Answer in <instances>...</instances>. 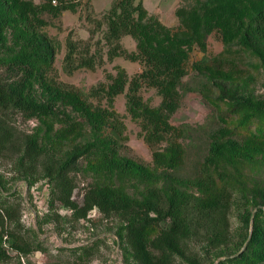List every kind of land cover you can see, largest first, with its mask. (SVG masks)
I'll use <instances>...</instances> for the list:
<instances>
[{"label":"rangeland","instance_id":"374dc122","mask_svg":"<svg viewBox=\"0 0 264 264\" xmlns=\"http://www.w3.org/2000/svg\"><path fill=\"white\" fill-rule=\"evenodd\" d=\"M20 1L27 12L23 19L19 17L21 8L0 0V76H11L5 61L29 51L37 36L43 35L54 52L51 63L42 66L46 79L79 93L92 109H105L109 117L105 129L95 130L68 98L55 102L53 116L9 115L8 124L18 144L0 152V226L12 234L0 238L6 250L0 264H138L125 240V222L118 216L92 209L85 218L76 219L68 208L51 203L53 178L42 162L47 158L58 161L79 145L111 138L119 155L144 164L153 177L91 170L81 158L79 169L70 173L73 197L78 201L90 185H108L139 202L152 187H172L189 198L205 199L208 192L199 190L194 181L204 177L203 162L212 141L232 137L242 142L256 128L264 134V41L251 33L252 0H241L239 6L244 11L243 26L249 29L248 46L239 36L222 38L214 21L207 18L213 7L209 0H131V6H121L130 20L141 16V10L143 23L154 22L149 36L186 40L181 47L188 52L189 66L178 86V105L168 116L175 130L154 146L145 138L150 124L143 126V116L134 117L127 109L128 86L114 95L107 92L118 74L131 80L149 68L138 48L141 40L149 44L143 35L122 30L115 38L109 32V11L119 0ZM25 83V93L34 100L48 99L35 77H26ZM139 94L144 106L163 111V96L156 87L143 81ZM221 130L231 132L221 135ZM25 134L38 141L42 150L36 165L23 157L21 139ZM172 141L182 146L181 161L164 164L162 157L156 162L155 149L166 157ZM211 169L212 191L225 190L233 201L226 240L215 245L190 236L182 244L184 255H177L174 264H242L237 256L253 252L247 244L251 225L243 226L245 212L240 204L250 200L247 208L252 221L254 201L264 207L260 195L264 192V154L256 153L250 159L225 155ZM11 241L29 250H15ZM254 264H264V258H255Z\"/></svg>","mask_w":264,"mask_h":264},{"label":"trees","instance_id":"16d2710c","mask_svg":"<svg viewBox=\"0 0 264 264\" xmlns=\"http://www.w3.org/2000/svg\"><path fill=\"white\" fill-rule=\"evenodd\" d=\"M9 1L14 8L22 9L19 14L21 19L26 17V8L20 0ZM209 2L213 3V7L207 18L214 21L222 38L232 40L239 36L245 39L243 43L248 46L249 29L246 24L243 26L244 11L239 7L242 4L241 0H209ZM263 4L264 0H252L254 26L251 28V33L264 41ZM121 6H131V0H119L113 4L108 17L109 32L115 38L120 36L122 30L135 36L143 35L149 44L141 40L138 48L149 68L131 80H127L123 74H118L109 85L107 92L109 95H114L128 86L127 109L134 117L143 116L142 119L145 121L143 126L150 124L145 138L150 146H154L175 130L174 126L169 124L168 116L178 105V86L189 66L188 52L186 48L181 47L186 40H175L167 35H163V38L149 36L150 31L155 27L154 22L143 23L140 20L141 10H138V15L141 13V16L130 20L128 14V16L122 14L124 8ZM2 27L3 22L0 21V40ZM53 54L48 39L39 35L30 45L29 51L5 61L6 69L11 76L5 78L0 76V152L7 148H15L18 144L8 124L11 113H19L25 118L53 116L55 102L65 98L70 99L76 108L86 114L95 130L106 128L109 114L105 109H92V105L81 98L79 93L59 88L46 79L42 66L51 63ZM262 62L264 70V58ZM19 74L21 77L15 79ZM30 76L35 77L39 86L47 92L48 99L45 102H38L25 93L26 77ZM143 81L156 87L162 94V112L143 105L139 94ZM230 132L221 130V135H228ZM249 135L250 138L242 142L232 137L212 141L203 162L204 177L194 181L199 190L208 192L205 199L189 198L172 187L162 188L164 190L152 187L139 202L118 193L108 185H90L83 192L82 199L78 201L73 197L75 186L70 173L79 169L81 158L86 159V165L91 170H119L144 179L153 177V173L144 164L119 155L117 143L109 138L105 141L100 139L79 145L58 161L47 158L42 162L47 175L53 178L54 190L51 203L68 208L76 219L85 218L92 209H97L105 216H118L125 222V240L138 264H174L177 255H184L182 244L190 236L202 241L207 240L215 245L226 240L228 213L233 201L225 190L212 191L215 180L211 167H214L225 155H229L230 159H250L256 153L264 154V134L261 128L249 132ZM21 143L24 159L31 165H36L42 151L38 141L25 134ZM182 153L180 143L172 141L168 146L166 157L164 152L155 149L153 158L157 162L163 157L164 164L174 165L181 161ZM260 195L264 198V192ZM248 201L250 200L244 201V205L240 204L245 212L241 216V222L246 228L251 225L250 233L247 234V244L248 247L253 248V252H243L237 256L242 260V264H254L255 258H264V207L261 202L254 201L255 219L252 221V212L247 208L250 203ZM5 235L12 234L0 226V238ZM10 246L18 251L29 250L16 241H11ZM5 255L6 250L0 245V257Z\"/></svg>","mask_w":264,"mask_h":264}]
</instances>
